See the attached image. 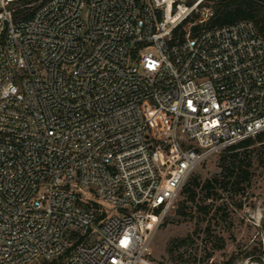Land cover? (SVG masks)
<instances>
[{"label": "built area", "instance_id": "2783aa9c", "mask_svg": "<svg viewBox=\"0 0 264 264\" xmlns=\"http://www.w3.org/2000/svg\"><path fill=\"white\" fill-rule=\"evenodd\" d=\"M223 1L0 0V264H148L194 172L264 132V36L207 27Z\"/></svg>", "mask_w": 264, "mask_h": 264}, {"label": "rangeland", "instance_id": "374dc122", "mask_svg": "<svg viewBox=\"0 0 264 264\" xmlns=\"http://www.w3.org/2000/svg\"><path fill=\"white\" fill-rule=\"evenodd\" d=\"M235 152L251 165L249 180L238 189L222 188L223 155L208 159L191 176L200 183L194 201L189 202L193 215H181L177 204L152 239L148 264H224L232 258L235 264H264L259 253L264 229V147L256 143ZM207 181L214 185L209 197L203 189ZM184 199L181 195L178 203Z\"/></svg>", "mask_w": 264, "mask_h": 264}, {"label": "trees", "instance_id": "16d2710c", "mask_svg": "<svg viewBox=\"0 0 264 264\" xmlns=\"http://www.w3.org/2000/svg\"><path fill=\"white\" fill-rule=\"evenodd\" d=\"M214 17L207 22V27H219L225 25H231L243 20H252L256 23L260 33L264 36V0H229L219 2L214 7ZM197 17L194 19L196 20ZM193 20V21H194ZM201 26L193 27L192 30L198 31ZM260 143L264 147V132L250 138L238 144L235 147L230 148L226 153L222 154L220 161V168L225 178L220 182L222 188L227 189L229 185H232L234 189H238V186L242 181L246 182L251 177V165L247 163L246 157H243L240 153L235 151L238 149H248L249 147ZM237 180L233 183L227 178ZM216 183H219L216 181ZM200 183L197 178H191L189 183L184 187L182 196L185 198L183 201L178 203V211L181 215H193L189 202L194 201L196 197V191ZM214 185L211 181H207L203 189L208 191L207 196H212L211 190L214 189ZM205 212L208 208H203ZM260 255H264L261 249L259 250ZM236 259L232 258L230 261L224 264H235Z\"/></svg>", "mask_w": 264, "mask_h": 264}]
</instances>
